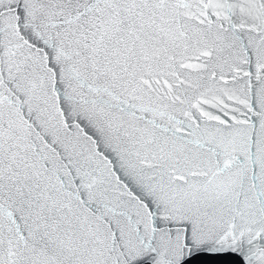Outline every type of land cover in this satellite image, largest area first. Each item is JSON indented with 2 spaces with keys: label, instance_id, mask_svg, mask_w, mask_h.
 I'll return each instance as SVG.
<instances>
[{
  "label": "snow or ice",
  "instance_id": "obj_1",
  "mask_svg": "<svg viewBox=\"0 0 264 264\" xmlns=\"http://www.w3.org/2000/svg\"><path fill=\"white\" fill-rule=\"evenodd\" d=\"M0 264H264V0H0Z\"/></svg>",
  "mask_w": 264,
  "mask_h": 264
}]
</instances>
